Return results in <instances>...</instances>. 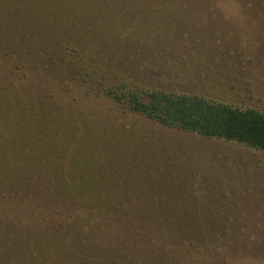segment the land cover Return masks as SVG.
I'll use <instances>...</instances> for the list:
<instances>
[{"label":"rangeland","instance_id":"374dc122","mask_svg":"<svg viewBox=\"0 0 264 264\" xmlns=\"http://www.w3.org/2000/svg\"><path fill=\"white\" fill-rule=\"evenodd\" d=\"M6 2L13 4L0 0ZM185 3L178 0L152 18L138 14L140 23L159 20L154 28L137 25L146 40L137 39L122 62L134 67L146 61L164 88L264 111V0H189L181 7ZM19 9L9 10L6 20L0 17L1 264L5 252V257L27 255L26 243L35 233L51 239L79 220L72 206L37 198L36 192L64 180L78 189L111 191L109 204L124 211L115 219L127 218L144 203L152 207V215H144L149 223L166 216L156 208L195 222L197 228L185 231L188 238H219L206 250L209 264H264V151L168 127L78 83L52 64L55 55H36L33 10ZM20 18L32 28L17 29L13 21ZM156 40L161 51L151 47ZM123 42L115 40L119 49ZM134 51H139L136 62L129 58ZM112 218L109 213L96 217L89 229L101 230ZM156 227L148 231L163 236ZM111 229H104L106 238L125 241ZM33 249L43 254L45 248L36 243ZM61 252L49 264H63ZM217 252L227 261L213 259ZM199 259L190 264H208Z\"/></svg>","mask_w":264,"mask_h":264},{"label":"trees","instance_id":"16d2710c","mask_svg":"<svg viewBox=\"0 0 264 264\" xmlns=\"http://www.w3.org/2000/svg\"><path fill=\"white\" fill-rule=\"evenodd\" d=\"M186 1L188 3L189 0ZM11 2L12 5L10 2L0 3V17L6 20L9 10L16 12L18 8L20 11L32 8L33 45L36 55L43 59H46L47 55H55L57 59L52 61V64H58L64 71L74 75L78 83L91 87L97 94L112 98L125 109L168 127L197 132L207 138L234 141L264 151V111L235 106L197 92L164 88L155 81L157 70L151 68L146 61L139 66L136 63L134 67L131 63L122 62L123 56L134 49L136 40L142 36L136 30L137 25L142 28L147 23L148 27L154 28L159 20H154L152 25L148 20L140 23L142 18H139L138 14L152 18L153 13L161 14L166 8L177 6L178 0ZM187 3L181 7H188ZM177 9L179 8L176 7ZM23 21V18H20L13 23L19 30H30L32 24ZM5 25H8L9 29L13 24L8 22ZM145 38L142 37L141 40ZM120 39L126 42L125 47L121 49L115 43V40ZM40 45L45 47V50H42ZM153 46L161 51L157 40L151 43V47ZM136 52L131 53L130 61L136 62L135 60L140 59ZM66 181H63L62 186L49 189L48 192H36V195L37 198L40 195L53 202L57 200L60 205L63 204L61 206H72L71 208L76 210L75 215H79V220L63 226V229L58 231L61 233L55 234L51 239H44L42 234L35 233L33 240H26L28 254H24V257L18 253L5 257L8 253L2 247L1 250L5 252L1 257L4 263L17 264L19 258H22L23 264H49L50 260L56 262L58 252L61 256V251H65L66 259L61 261L63 264H190L197 262L199 258L196 256L199 254H202L199 261H208L209 264L210 255L207 254V249L219 238H188L185 231L192 232L197 228L195 222L178 220V217H175L176 211L172 209L154 207L156 213L164 212L166 215L164 218H154L159 220L155 222L156 228L163 233V236H157L148 231L156 225L149 223L144 216L152 213L149 210L151 208L152 211L151 206L148 209L144 203L137 204L128 213L127 218L115 219L114 215H122L124 211L109 204L111 191L103 190L99 186L78 189L69 184L66 186ZM15 192L24 193L20 189ZM48 193H55V198ZM71 203H74V206ZM107 213L113 218L108 222L100 220V224L107 222L101 230H98V227L95 230L89 229L93 219L99 216L103 219ZM83 222L88 225L81 230L79 227ZM106 227L117 231L116 235L124 236L125 241L121 238L122 242L118 243L106 238L108 236L103 232ZM114 236L112 234L110 239ZM21 241L22 238L18 240ZM36 243L45 248L43 254L34 251ZM211 257L227 261L226 254L222 252H217Z\"/></svg>","mask_w":264,"mask_h":264}]
</instances>
